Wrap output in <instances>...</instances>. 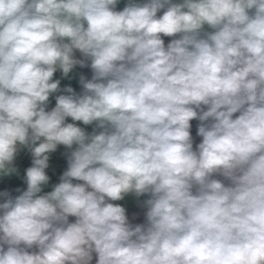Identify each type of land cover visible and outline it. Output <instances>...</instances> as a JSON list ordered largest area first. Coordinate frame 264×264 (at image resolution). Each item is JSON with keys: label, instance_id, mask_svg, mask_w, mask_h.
Masks as SVG:
<instances>
[{"label": "clouds", "instance_id": "obj_1", "mask_svg": "<svg viewBox=\"0 0 264 264\" xmlns=\"http://www.w3.org/2000/svg\"><path fill=\"white\" fill-rule=\"evenodd\" d=\"M119 3L0 0V264H264V0Z\"/></svg>", "mask_w": 264, "mask_h": 264}, {"label": "crops", "instance_id": "obj_2", "mask_svg": "<svg viewBox=\"0 0 264 264\" xmlns=\"http://www.w3.org/2000/svg\"><path fill=\"white\" fill-rule=\"evenodd\" d=\"M126 2H127V0H120V3L117 5V10H122ZM177 2H179V0H177ZM170 39L171 38H169V37H164L165 43L167 44V42ZM79 55L80 54H78V56H77L78 58H79ZM81 73L85 74L88 78L91 77V70L89 68H79L77 66L73 70V72L69 74V77L65 78L66 86L70 85L77 92H80L81 87L78 83V80H79V75ZM191 123H192L191 132H192V135L194 137V141H195V143H199L201 138L196 136V126L198 124V121L193 120ZM87 131H91V130H87ZM194 146H195V144H194ZM23 177H24V174L20 171H19L18 175L13 174L11 176H0V192L8 190L9 192H11V194L13 196L19 195V193L15 191L16 188L26 189V184L24 183ZM58 182H59V177L58 178L57 177L50 178L49 184L44 187V192L51 191L52 186ZM146 198L147 197H140L139 199L143 200ZM0 202H2V198H0ZM115 203H119L127 209V213L129 215L130 220L132 219V216L134 213L138 214L137 218L133 221V223L143 222V220H144V216H143L144 209L139 207V205L137 203V199L134 196H132V195L126 196L124 200L116 201ZM72 219H74V218L70 217V220H72ZM93 264H95V260H93Z\"/></svg>", "mask_w": 264, "mask_h": 264}, {"label": "built area", "instance_id": "obj_3", "mask_svg": "<svg viewBox=\"0 0 264 264\" xmlns=\"http://www.w3.org/2000/svg\"><path fill=\"white\" fill-rule=\"evenodd\" d=\"M77 52V56H78ZM54 79H60L61 80V88L65 87V78H62V74L60 71H57L54 74ZM55 95L53 94L52 97H50V104H49V110L51 107L55 106ZM68 122H72L71 119H68ZM77 124L81 127L84 125L80 122H77ZM87 130H92V126H84ZM66 151L64 146H59L57 151L55 153L51 154L50 161H49V168L46 170L47 174L50 176V178L60 177V175L63 173V171L67 167L66 158L63 155V153ZM15 166L18 168L20 172L23 174L25 173V169L29 166H31V155L27 150H22L20 154L17 156V159L15 161Z\"/></svg>", "mask_w": 264, "mask_h": 264}]
</instances>
